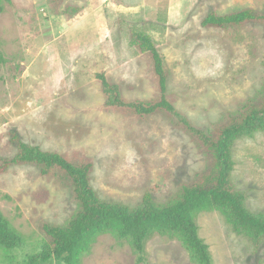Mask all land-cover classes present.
I'll list each match as a JSON object with an SVG mask.
<instances>
[{"label":"rangeland","instance_id":"374dc122","mask_svg":"<svg viewBox=\"0 0 264 264\" xmlns=\"http://www.w3.org/2000/svg\"><path fill=\"white\" fill-rule=\"evenodd\" d=\"M264 11V0H11L0 12V156L20 140L76 161H92L90 185L106 202L139 207L146 191L158 203L192 184L208 153L164 112L136 116L103 107V73L126 101H155L159 90L148 54L129 45L131 28L151 36L167 71L166 94L194 126L213 135L228 112L252 99L264 83V25L230 31L203 28L209 10ZM231 182L247 210L264 212V132L232 144ZM62 171L47 176L32 165L0 173V213L20 234L17 249L0 248V264L23 259L47 242L43 224L62 226L77 209ZM198 235L213 264H264L256 246L216 209L196 214ZM137 261L130 241L106 228L96 232L79 264H196L175 236L153 232ZM44 264H60L51 258Z\"/></svg>","mask_w":264,"mask_h":264},{"label":"trees","instance_id":"16d2710c","mask_svg":"<svg viewBox=\"0 0 264 264\" xmlns=\"http://www.w3.org/2000/svg\"><path fill=\"white\" fill-rule=\"evenodd\" d=\"M0 0V12L3 2ZM247 23L264 25V11L242 8L226 14L213 10L200 19L203 28L230 31ZM129 45L139 53L148 54L156 76L159 94L155 101H126L116 84L106 80L103 73L96 77L101 84L103 107L106 109L130 110L136 116H148L164 112L173 119L174 125L188 133L204 152L208 154V167L192 184L181 189L166 201L158 203L149 191L142 197L137 208H129L114 202L101 200L90 185L92 161L82 152L74 153L76 161L65 155L44 151L36 145L20 140L15 131H10V140L15 153L10 157L0 156V173L14 165H32L42 176L52 171H62L70 182L77 209L66 224L55 226L43 224L41 230L47 242L38 251L24 257L23 264H44L51 258L60 264H79L80 253L88 246L94 234L102 229L114 228L119 236L127 238L137 261L143 260L142 252L148 236L153 232L175 236L196 264H213L208 245L198 235L195 216L203 210H219L232 225L235 232L245 234L256 246L264 238V212L247 210L243 196L231 182L234 161L232 144L243 136L264 132V83L258 90L256 102L248 99L234 112H228L222 125L210 135L194 126L181 114L166 94L167 71L163 57L151 36L131 28L128 32ZM5 58L0 52V64ZM20 234L0 213V248L17 249L22 246Z\"/></svg>","mask_w":264,"mask_h":264}]
</instances>
